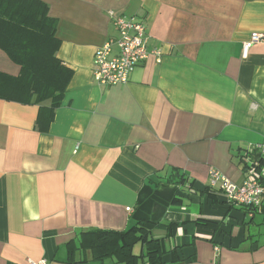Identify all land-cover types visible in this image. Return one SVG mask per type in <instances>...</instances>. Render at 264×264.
Segmentation results:
<instances>
[{"label":"crops","instance_id":"0c3cea01","mask_svg":"<svg viewBox=\"0 0 264 264\" xmlns=\"http://www.w3.org/2000/svg\"><path fill=\"white\" fill-rule=\"evenodd\" d=\"M41 1L73 76L50 125L39 105L0 99V264H115L81 232L140 221L164 264H264V206L208 188L212 170L264 188V40L244 56L264 0ZM110 12L145 25L149 56L107 87L93 60L118 38ZM20 71L0 48V72Z\"/></svg>","mask_w":264,"mask_h":264},{"label":"trees","instance_id":"16d2710c","mask_svg":"<svg viewBox=\"0 0 264 264\" xmlns=\"http://www.w3.org/2000/svg\"><path fill=\"white\" fill-rule=\"evenodd\" d=\"M57 25L48 4L41 0H0V48L21 68L18 76L0 72V99L39 105L41 124L45 118L49 125L73 76L58 58L61 41L56 36ZM155 225L140 221L123 232L93 229L81 235L89 240L95 259L111 258L115 264H164L161 241L151 237ZM212 240L218 242L216 237ZM138 242L145 249L137 255L132 251Z\"/></svg>","mask_w":264,"mask_h":264},{"label":"built area","instance_id":"2783aa9c","mask_svg":"<svg viewBox=\"0 0 264 264\" xmlns=\"http://www.w3.org/2000/svg\"><path fill=\"white\" fill-rule=\"evenodd\" d=\"M110 16L117 29L118 38L98 48L93 60L94 79L98 84L107 87L127 84L135 68L149 56L145 25L134 17L120 16L115 12H110ZM262 40L264 35L252 34L250 41L244 46V56L252 45ZM255 148L264 159V142ZM209 186L213 190L222 191L228 202L234 206L250 207L256 210H261L264 206V188L257 180L248 179L239 186L225 178L219 171L212 170ZM127 210L130 211V208ZM31 264H48V262L43 259L31 261Z\"/></svg>","mask_w":264,"mask_h":264},{"label":"rangeland","instance_id":"374dc122","mask_svg":"<svg viewBox=\"0 0 264 264\" xmlns=\"http://www.w3.org/2000/svg\"><path fill=\"white\" fill-rule=\"evenodd\" d=\"M258 220L260 221V217L258 218ZM261 228H263V232H264V225H262ZM140 248H141L140 245L136 246L135 249H134V252L136 254H139L140 253Z\"/></svg>","mask_w":264,"mask_h":264}]
</instances>
